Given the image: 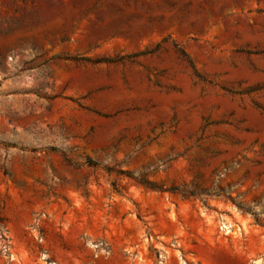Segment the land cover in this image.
Returning a JSON list of instances; mask_svg holds the SVG:
<instances>
[{
	"label": "rangeland",
	"instance_id": "obj_1",
	"mask_svg": "<svg viewBox=\"0 0 264 264\" xmlns=\"http://www.w3.org/2000/svg\"><path fill=\"white\" fill-rule=\"evenodd\" d=\"M0 264H264V0H0Z\"/></svg>",
	"mask_w": 264,
	"mask_h": 264
},
{
	"label": "trees",
	"instance_id": "obj_2",
	"mask_svg": "<svg viewBox=\"0 0 264 264\" xmlns=\"http://www.w3.org/2000/svg\"><path fill=\"white\" fill-rule=\"evenodd\" d=\"M105 171L108 173V174H112L114 172L118 173V174H125L124 171H115L113 168H106ZM130 179L134 180L136 182V184L140 185V186H143L144 188L146 189H150V190H154V191H162V189L152 185L151 183L149 182H146L144 181L143 179H140L139 177H134L133 175H127ZM113 186H115L113 184ZM167 192H171V193H177V194H181V195H187V196H190L191 193L185 189H178V188H172V189H169L167 190Z\"/></svg>",
	"mask_w": 264,
	"mask_h": 264
}]
</instances>
